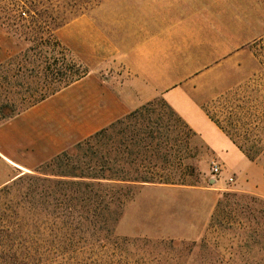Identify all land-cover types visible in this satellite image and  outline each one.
<instances>
[{"label": "rangeland", "instance_id": "rangeland-1", "mask_svg": "<svg viewBox=\"0 0 264 264\" xmlns=\"http://www.w3.org/2000/svg\"><path fill=\"white\" fill-rule=\"evenodd\" d=\"M101 1L0 0V26L4 30L1 46L8 56L0 60V125L11 119L2 118L4 113L16 111L31 98L37 83L33 68L39 65L42 70L45 62L57 56V48L52 54L50 46L55 38L76 57L61 41L57 29L51 35L47 17L57 12L66 17L88 13ZM243 3L245 11L250 10L253 19H259L260 36L246 44L242 56L229 59L221 66L222 71L211 74L216 84L231 87L209 102L205 110L241 140L247 137L243 147L263 149L264 0ZM34 13L40 14L36 21L31 17ZM34 39L41 42L36 54L27 51ZM149 118L153 143L171 154L169 163L175 168L172 174L176 180L171 184L173 189L141 194V185L132 188L134 195L126 202L114 226V236L104 247L97 245L90 253L73 256L70 248L74 246L68 243L66 253L49 252L41 264H264V197L243 189L238 181L248 177V181L257 182V176H237L235 172L213 177L211 164L219 160L196 134L189 133L185 139L176 134L184 128L161 99ZM56 139L52 135V151L63 147L55 145ZM82 139L68 137L66 148ZM43 162L24 171L0 158V182L4 181L0 187ZM255 162L264 168V154ZM229 176H233L232 182L227 181ZM13 237L17 240L16 233ZM50 241L56 244L52 238ZM41 245L45 247V242Z\"/></svg>", "mask_w": 264, "mask_h": 264}, {"label": "crops", "instance_id": "crops-1", "mask_svg": "<svg viewBox=\"0 0 264 264\" xmlns=\"http://www.w3.org/2000/svg\"><path fill=\"white\" fill-rule=\"evenodd\" d=\"M243 1L103 0L73 17L57 32L88 72L2 123L0 158L14 169L29 170L65 149L68 137L77 141L161 99L215 154L222 174L257 176V182L238 178L239 185L264 197V168L249 160L205 110L231 87L216 84L211 74L242 56L246 44L260 36V21L245 11ZM3 40L0 26V60L8 57ZM52 135L63 147L49 149ZM141 187L144 194L174 186Z\"/></svg>", "mask_w": 264, "mask_h": 264}, {"label": "trees", "instance_id": "trees-1", "mask_svg": "<svg viewBox=\"0 0 264 264\" xmlns=\"http://www.w3.org/2000/svg\"><path fill=\"white\" fill-rule=\"evenodd\" d=\"M96 2L88 0L91 4ZM77 14L66 17L57 12L48 16L51 35ZM31 17L36 21L40 14ZM31 42L27 51L36 54L41 42ZM50 46L51 53L57 48L58 54L52 62H45L42 70L39 65L34 66L37 83L31 98L2 118H13L88 72L57 38ZM159 100L143 104L0 187V264H41L49 252L63 254L68 243L74 246L70 248L73 256L90 253L97 245L102 248L113 238L114 226L134 195L132 188L175 183V168L169 163L171 154L167 149L160 151L158 144L153 143L149 126V114ZM171 111L184 128L176 134L185 139L193 132ZM207 114L249 160L259 161L264 148L243 147L242 141L247 137L241 140L229 126ZM156 120H160L159 116ZM229 124L232 126V122ZM50 238L56 241L55 245Z\"/></svg>", "mask_w": 264, "mask_h": 264}, {"label": "built area", "instance_id": "built-area-1", "mask_svg": "<svg viewBox=\"0 0 264 264\" xmlns=\"http://www.w3.org/2000/svg\"><path fill=\"white\" fill-rule=\"evenodd\" d=\"M24 14V13H23ZM222 164L219 161H213L211 164V174L212 176H220L222 173ZM227 181L228 182H232L233 181V176H229L227 177Z\"/></svg>", "mask_w": 264, "mask_h": 264}]
</instances>
